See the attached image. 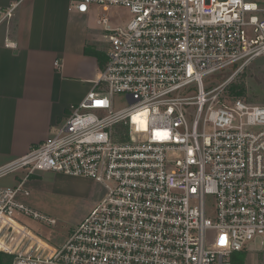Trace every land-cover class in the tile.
I'll list each match as a JSON object with an SVG mask.
<instances>
[{
  "label": "built area",
  "instance_id": "1",
  "mask_svg": "<svg viewBox=\"0 0 264 264\" xmlns=\"http://www.w3.org/2000/svg\"><path fill=\"white\" fill-rule=\"evenodd\" d=\"M74 2L80 12L121 6L131 17L117 25L99 18L109 47L95 88L0 177L65 173L102 183L106 195L54 245L24 217L57 219L20 199L29 194L22 181L0 185V251L12 264H235L251 243L264 251V104L205 82L264 56L261 3ZM115 94L128 105L115 110Z\"/></svg>",
  "mask_w": 264,
  "mask_h": 264
},
{
  "label": "crops",
  "instance_id": "2",
  "mask_svg": "<svg viewBox=\"0 0 264 264\" xmlns=\"http://www.w3.org/2000/svg\"><path fill=\"white\" fill-rule=\"evenodd\" d=\"M13 3L18 6L4 19V10ZM96 8L100 6L80 12L74 0H0V167L55 133L65 123L72 105L95 88L109 47L105 31L90 26L89 12ZM8 41L16 46H9ZM56 60L61 62L60 69ZM49 175L62 173L43 171L27 176L25 170H18L0 177V184L13 186L22 181L29 194H21L20 199L44 209L39 197L32 195ZM80 222L62 242H50L62 245Z\"/></svg>",
  "mask_w": 264,
  "mask_h": 264
},
{
  "label": "rangeland",
  "instance_id": "3",
  "mask_svg": "<svg viewBox=\"0 0 264 264\" xmlns=\"http://www.w3.org/2000/svg\"><path fill=\"white\" fill-rule=\"evenodd\" d=\"M257 1L264 7V0ZM104 13L111 18L112 23L115 25L124 24L131 17L130 11L121 6H112L109 11H103L101 7L96 8L89 14L91 15L90 26L97 31L103 29L98 21ZM234 70H226L209 76L205 79L206 85L214 87L226 82L225 90L228 91L230 85L239 82L242 85L244 84L245 90L242 95L234 98H241L254 104H264V56L251 61L235 75H233ZM113 100L115 110L122 109L128 105L126 96L123 94H115ZM191 110L194 111L195 109L191 108ZM87 179L77 178L65 173L44 177L42 183L37 186L40 189L34 191L32 195L36 199L39 197L44 209L32 205L29 206L56 218L57 224L49 225L27 216L24 217L25 222L47 241L62 242L75 223L80 222L92 206L99 202L100 198L106 193L102 183H94L93 179ZM70 194H76L77 196ZM209 212L211 215L214 214L213 210ZM245 264H264V251L261 250L259 242H256V244L251 243L246 250Z\"/></svg>",
  "mask_w": 264,
  "mask_h": 264
},
{
  "label": "trees",
  "instance_id": "4",
  "mask_svg": "<svg viewBox=\"0 0 264 264\" xmlns=\"http://www.w3.org/2000/svg\"><path fill=\"white\" fill-rule=\"evenodd\" d=\"M97 55L102 57L103 54L100 52H97ZM244 90H245L244 84L242 85V83L236 82L235 84H232L229 86L228 91H226V95L229 98H234V97L242 95ZM245 258H246V251H243V252L236 253L233 256V261L235 264H244ZM0 264H12V256L7 255L4 252L0 251Z\"/></svg>",
  "mask_w": 264,
  "mask_h": 264
}]
</instances>
